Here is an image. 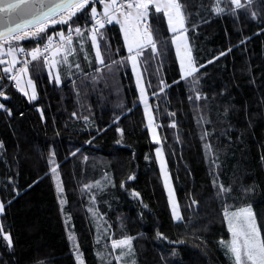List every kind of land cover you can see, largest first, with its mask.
I'll list each match as a JSON object with an SVG mask.
<instances>
[{"label":"trees","instance_id":"1","mask_svg":"<svg viewBox=\"0 0 264 264\" xmlns=\"http://www.w3.org/2000/svg\"><path fill=\"white\" fill-rule=\"evenodd\" d=\"M95 3L100 8L93 0L36 37L76 27L89 34ZM183 3L198 71L180 77L167 20L154 8L148 23L157 51L145 45L139 56L160 144L151 140L115 23L97 36L104 63L93 57L86 67L77 54L79 69L59 84L32 61L34 100L0 64V230L11 238L9 246L0 235V264H77L76 254L84 264H233L221 244L231 238L225 210L245 206L264 237V0L239 8L231 0ZM4 46L30 51L34 37ZM159 145L180 220L155 157ZM127 237L131 251L112 248Z\"/></svg>","mask_w":264,"mask_h":264},{"label":"snow or ice","instance_id":"2","mask_svg":"<svg viewBox=\"0 0 264 264\" xmlns=\"http://www.w3.org/2000/svg\"><path fill=\"white\" fill-rule=\"evenodd\" d=\"M93 0H0V19L4 18L3 14H6V18L15 26H6L3 30H0V56L7 55L11 57L9 67H5L3 71L7 74L11 68L15 66L18 61L15 58L14 53L17 48L9 46L7 51L4 49L5 43H11V41L19 42L29 37H36L44 33L49 26V23L55 25L57 23L67 24L77 13L84 10L89 4H92ZM102 4L103 13L101 18H98L101 14L97 13V8L92 6L91 19L93 20V27L91 32V40L94 48H97V61L104 63L100 56L99 46L97 44V36L102 34L100 29L105 27V24H111L113 20L120 25V31L123 33L125 45L128 48L129 55L128 60L132 63L135 70L137 57L142 54L145 45L151 47L153 53H156V43L153 40V30L151 29L148 21L150 15V9L154 8L156 13H162L168 23L169 31L177 33L174 35L172 42L177 44L178 40L183 37L186 21V13L184 11L183 0H124L120 3L119 0H99ZM231 4L236 8L241 7V0H231ZM39 6V7H37ZM47 6V10L45 9ZM218 12H223L224 9L218 7ZM64 13L59 16V19H53V15L56 13ZM30 17V18H29ZM30 27H34L35 31H26ZM74 30L78 35L81 34V29L76 27L70 29L69 34L66 36L63 32L57 33L62 42L71 44V31ZM48 43L44 45V51H48L51 48L53 38L47 37ZM64 48V43H61L55 47L53 55L60 52ZM20 52H25V49L19 48ZM70 51V49L68 50ZM31 56L32 60H37L42 55L40 48H33L27 53ZM224 53H221L223 55ZM177 56L180 58L182 79L193 76L198 68L194 66L190 49L186 46L183 56L181 54V48L177 46ZM67 59V57H65ZM211 62V61H210ZM9 61L0 59V64H8ZM27 61H25V67L18 70L19 73L26 72ZM45 63L48 60L45 59ZM56 61L53 60V64ZM17 80L19 86V80L17 76L12 77ZM59 77L56 78V83L59 84ZM29 86H32L31 80H29ZM138 82V87H139ZM24 95H28L25 91ZM143 97V93H141ZM3 96V93H0ZM6 98V97H5ZM35 90L33 89L32 95L29 100H34ZM199 98V97H197ZM3 107V105H0ZM175 126V125H173ZM159 155V149H157ZM54 163V160L52 161ZM54 176H58L56 168L52 169ZM131 179V177H130ZM221 192L227 191L221 187ZM62 187L57 184V192H62ZM134 196H138V193H133ZM63 203V201H61ZM170 203L172 201L170 200ZM4 206L0 204V212H3ZM174 220H180L175 207H173ZM225 218L228 220V230L232 235V239L229 242L221 241V244L226 248L230 259L233 260V264H264V237H262L260 227L257 225V221L252 214L250 208H241L235 212H228L225 210ZM0 235H3V239L11 246V238L9 235L4 234L0 230ZM157 235H160L159 233ZM72 239V237H70ZM132 237H127L123 240H114L112 248H124L128 247L131 251ZM183 243V241H180ZM78 252V250H77ZM119 259V257H118ZM78 264H83L81 257L77 254Z\"/></svg>","mask_w":264,"mask_h":264},{"label":"rangeland","instance_id":"3","mask_svg":"<svg viewBox=\"0 0 264 264\" xmlns=\"http://www.w3.org/2000/svg\"><path fill=\"white\" fill-rule=\"evenodd\" d=\"M171 34H172V37L174 35H179V31L177 33H172L171 32ZM123 38H124V36H123ZM185 41H186L187 48L190 49V46L188 44L185 31H184V34H183V37L181 38V40H178L177 44H175L176 54H177V46H179L181 48V54L183 56L184 49H185ZM6 48H8V47H6ZM4 49H5V46H4ZM18 53H19V48H17V51L14 53L15 58H16L17 61L20 60V57L18 56ZM134 54H135V51L132 53V55H134ZM0 57H2V56H0ZM177 58H178V56H177ZM1 59L9 61L8 64L4 65L3 69L5 67H9L12 58L7 56V55H4L3 58H1ZM20 63H21V61L18 64H20ZM178 63H179V67H180V77L182 78V70H181L180 58H178ZM16 68H17L16 66L12 67L9 73L10 74H16L18 72V69H16ZM17 77H18V80H19V86L17 85V80H15V87L17 88V90L19 92H21L23 95H24V92L26 91L28 93V95L27 96L25 95V96H26V98L28 100H29V97L33 93V89L35 90V96H36V93H37L36 92V87L34 85V82L30 79V77L28 75V71L26 70V72H24V73H18ZM50 77L52 79H55L56 75L54 76L50 72ZM135 77H136V83H137L136 85H137V88H138V94H139L140 100L143 103V108H144V112H145L147 127H148V130H149V133H150L151 140L153 142H155V143H159L160 144V139H159L157 125H156L155 120H154L152 109H151V107H150V105H149V103L147 101V98H145L146 92H145V88L143 86L141 71L138 69L137 64H136V67H135ZM29 80H31L32 86H29V83H28ZM138 82H139V85H140L139 87H138ZM141 93H143V97H142ZM157 149H159V155L157 153ZM157 149L155 150V157L157 159L159 168H160L161 173H162V179H163L166 191H167L169 203H170V200L172 201V203H170L172 214H173V207H175L178 215L180 216L179 209H178V206H177L176 197H175L173 186H172V183H171V178H170L168 170H167V165H166V161H165V158H164V154H163L162 148L159 145V147ZM0 204H1V202H0ZM241 208H250L251 211H252V214L254 215V211H253V209L250 206L235 208V209H231V210H227V211L228 212H235V211H237L238 209H241ZM254 217H255V215H254ZM226 224H227V227H228V220H226ZM231 239H232V235H231V238L227 242H229ZM81 260H82V257H81ZM82 262H83V260H82ZM76 263L78 264L77 254H76Z\"/></svg>","mask_w":264,"mask_h":264},{"label":"crops","instance_id":"4","mask_svg":"<svg viewBox=\"0 0 264 264\" xmlns=\"http://www.w3.org/2000/svg\"><path fill=\"white\" fill-rule=\"evenodd\" d=\"M94 6L97 8L98 14L103 13V7L104 6L102 4H100V8L97 7L96 3L94 4ZM112 23H115L120 28V25L117 24L115 22V20H113ZM91 32L92 31H90L89 34L78 35L77 37L72 39L71 44H67L66 42H62V43H64V48L61 49L60 52L56 53L55 55H53V52L55 51V49H54L52 52L51 60L46 64L48 67V74L50 75V72H51L52 75H54V76L56 75V78L59 77L60 82L63 80H66L67 77H70L73 74L74 69L75 70L79 69L78 67L80 66V62H78V60H77V57H76L77 54H81V55L83 54L81 63H83L86 67L91 66L90 64L93 63V57L96 58V60H97V48L93 47L94 48L93 49L94 54H92V52L90 50V44H92V40L90 38ZM121 35L123 38L122 32H121ZM57 37L60 38L59 36H57ZM123 41H124V38H123ZM124 44H125V42H124ZM92 46H93V44H92ZM125 47H126V45H125ZM69 49H70V51H68ZM126 50L128 52V56L132 55V53H129L127 47H126ZM5 51H7L6 47H5ZM18 56H19V53H18ZM65 57H67V59H65ZM0 59H1V57H0ZM75 59H76V61H74ZM53 60L56 61L55 64H53ZM139 60H140V58L138 56L136 64H137L138 69L141 71V76H142V69H141V65H140ZM20 61H21V57H20V60H18V63ZM18 63L15 64L16 67H17ZM129 63H130V66H131V69H132V72H133V75L135 78V82H136L135 70L133 69L132 63L130 61H129ZM56 78L54 79L55 81H56ZM142 81H143V76H142ZM143 86H144V82H143ZM136 87H137V85H136ZM137 90H138V88H137ZM145 98H147V97L145 96Z\"/></svg>","mask_w":264,"mask_h":264},{"label":"built area","instance_id":"5","mask_svg":"<svg viewBox=\"0 0 264 264\" xmlns=\"http://www.w3.org/2000/svg\"><path fill=\"white\" fill-rule=\"evenodd\" d=\"M120 3H123L124 0H119ZM64 13H59L57 16L54 17V19H59V16L62 15ZM102 15L98 16V18H101ZM94 23V22H93ZM93 23H92V26L93 27ZM107 24V23H106ZM68 27H70V25H68ZM32 31V30H31ZM69 34V33H68ZM67 34V35H68ZM66 35V36H67ZM71 35V39L73 38V33H70ZM34 42H35V47L34 48H40L41 50V53L42 55L38 57V59H40L41 61L45 62V59L48 60V62L51 60L52 58V52L53 50L55 49V47L59 44L62 43L61 40L59 39H53L52 40V47L49 48L48 51H44V45L48 43V40L47 41H40L38 37H35L34 38ZM22 57H23V61L21 63V65L18 67V70L21 69V68H24L25 67V61H27V66L33 61L32 58L28 57V54L26 52H22ZM19 72H17L16 74H13L11 75L10 77H8V81L10 84L14 83L15 80L12 78L13 76H17ZM3 89H0V93H2Z\"/></svg>","mask_w":264,"mask_h":264},{"label":"water","instance_id":"6","mask_svg":"<svg viewBox=\"0 0 264 264\" xmlns=\"http://www.w3.org/2000/svg\"><path fill=\"white\" fill-rule=\"evenodd\" d=\"M58 2V0H57ZM39 7V6H37ZM44 10H47V6H45V9ZM60 12L56 13L53 15L52 18H54L56 15H58ZM4 15V18L3 19H0V30H3L6 26H15L14 24H11V22L6 18V14H3ZM30 18V17H29ZM30 28H34V27H30ZM28 28V29H30ZM28 29H25V30H28Z\"/></svg>","mask_w":264,"mask_h":264}]
</instances>
